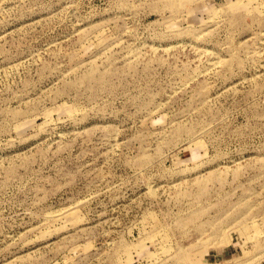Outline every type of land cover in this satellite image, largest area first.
<instances>
[{
  "label": "rangeland",
  "instance_id": "1",
  "mask_svg": "<svg viewBox=\"0 0 264 264\" xmlns=\"http://www.w3.org/2000/svg\"><path fill=\"white\" fill-rule=\"evenodd\" d=\"M0 264H264V0H0Z\"/></svg>",
  "mask_w": 264,
  "mask_h": 264
}]
</instances>
